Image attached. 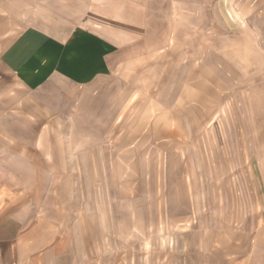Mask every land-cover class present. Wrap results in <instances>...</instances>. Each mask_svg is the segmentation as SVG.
<instances>
[{
    "label": "crops",
    "instance_id": "crops-1",
    "mask_svg": "<svg viewBox=\"0 0 264 264\" xmlns=\"http://www.w3.org/2000/svg\"><path fill=\"white\" fill-rule=\"evenodd\" d=\"M237 7V0H4L0 63L14 84L3 88L15 91V118L6 116V121L21 128L35 123L42 128L44 145L45 139H54L53 150L43 152L59 158L36 168L52 169L57 185L66 179L60 176L73 170L123 169L126 148L132 154L141 146L171 153L173 139L188 137L189 127L205 121L204 96L198 90L205 89L209 67L206 43L227 42L236 67L249 69L252 59L262 56L258 50L264 46L258 43H264V32L254 33L252 26L255 10L264 23V0H247L239 7L249 11L243 23L224 18L221 11ZM209 10L216 11L210 21ZM238 24L246 27L243 32L229 27ZM158 72L164 75L159 103L164 113L145 126L126 128V106L142 103V92L156 87ZM190 84L192 105L203 108L196 117L189 116L187 106ZM35 93L36 98L28 96ZM152 98L147 97L151 103ZM94 154L100 156L94 160ZM26 193L20 188L12 193L18 203L0 209V264H88L87 251L93 248L88 235L96 228L102 232V210L93 213L86 205L82 219L68 227L72 211L64 209L60 198L54 197L48 208L38 189L30 210ZM257 218L245 233H204L198 244L203 264H264L263 206Z\"/></svg>",
    "mask_w": 264,
    "mask_h": 264
},
{
    "label": "rangeland",
    "instance_id": "rangeland-1",
    "mask_svg": "<svg viewBox=\"0 0 264 264\" xmlns=\"http://www.w3.org/2000/svg\"><path fill=\"white\" fill-rule=\"evenodd\" d=\"M246 1L237 0V9L221 11L224 18L243 23L250 17L249 11L239 8ZM253 12V32L261 34L264 23L257 17L260 12ZM215 13L206 11L209 21ZM229 27L236 33L246 28ZM214 43H206L209 67L205 89L198 90L204 96L205 121L189 127L188 137L173 139L171 153L141 146L132 154L126 148L123 169L73 170L60 176L66 178L59 180L60 185L54 182L52 169L36 168L59 158L43 152L53 150L54 139H45L44 145L42 128L35 123L21 128L20 123L6 121V116L15 118L11 112L15 91L3 87L5 83L12 87L14 78L0 63V209L16 205L12 193L24 188L30 210L35 208L38 189L39 200L48 208L54 197L60 198L64 209L72 211L68 227L82 219L86 205L93 213L103 212L102 232L96 228L97 233L88 235L93 243L86 255L88 264H203L198 244L204 233L250 231L264 207V49L258 50L262 56L253 58L248 69L234 65L227 42ZM192 77L188 72L187 79ZM163 83L164 75L158 72L156 87L142 92V103L126 106V128L145 126L162 116ZM191 85L187 106L189 116L196 117L203 108L192 105L196 100L191 99ZM150 94L152 103L147 99ZM97 148L99 153L101 145ZM98 156L94 154V160ZM39 172L45 181H39Z\"/></svg>",
    "mask_w": 264,
    "mask_h": 264
}]
</instances>
